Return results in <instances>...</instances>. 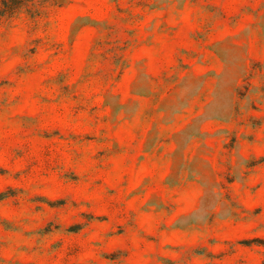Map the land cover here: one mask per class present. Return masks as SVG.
<instances>
[{"label":"rangeland","instance_id":"374dc122","mask_svg":"<svg viewBox=\"0 0 264 264\" xmlns=\"http://www.w3.org/2000/svg\"><path fill=\"white\" fill-rule=\"evenodd\" d=\"M0 18V264H264V0H34Z\"/></svg>","mask_w":264,"mask_h":264},{"label":"trees","instance_id":"16d2710c","mask_svg":"<svg viewBox=\"0 0 264 264\" xmlns=\"http://www.w3.org/2000/svg\"><path fill=\"white\" fill-rule=\"evenodd\" d=\"M20 10H25L32 17L40 11L34 0H0V18L13 16Z\"/></svg>","mask_w":264,"mask_h":264}]
</instances>
